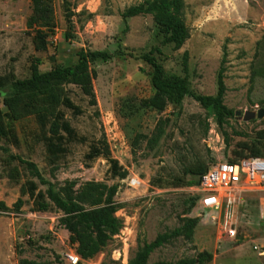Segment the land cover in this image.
I'll return each instance as SVG.
<instances>
[{
    "label": "rangeland",
    "instance_id": "rangeland-1",
    "mask_svg": "<svg viewBox=\"0 0 264 264\" xmlns=\"http://www.w3.org/2000/svg\"><path fill=\"white\" fill-rule=\"evenodd\" d=\"M142 1L49 0L52 27L46 48L38 51L28 26L30 0H0V76L9 78L0 87V121L6 132L0 129V202L6 207H0V264H68L64 255L75 251L68 231L58 223L61 212L31 210L26 183L34 181L42 191L47 184L29 162L55 186L66 180L117 185L115 216L122 226L99 252L78 264H128L144 241L181 226L186 218L197 219L190 238H170L150 253L147 264L189 260L202 251L212 255L203 264H264V218L256 199L236 203V233L230 237L198 213L196 191L188 183L195 176L186 173L189 167H209L232 157L243 142L264 158V116L243 120L233 114L218 126L214 109L191 97L156 111L148 104L154 93L152 67L142 59L153 56L166 75L184 77L191 91L203 95L216 93L223 67V103L233 113H256L264 108V0H181L179 13L164 10L122 18L125 8ZM161 18L188 27L189 37L180 47L164 42ZM82 49L113 55L90 64L96 106L76 86L63 84L82 113L74 117L70 110L59 109L88 142L104 134L111 156L127 171L122 179L111 175L101 156L85 164L88 142L69 145V153L53 169L35 116L40 106L29 92L14 90L15 81L31 77L35 58L39 73L46 74L74 65ZM160 120L164 131L149 144ZM17 199L22 201L18 208Z\"/></svg>",
    "mask_w": 264,
    "mask_h": 264
},
{
    "label": "trees",
    "instance_id": "trees-1",
    "mask_svg": "<svg viewBox=\"0 0 264 264\" xmlns=\"http://www.w3.org/2000/svg\"><path fill=\"white\" fill-rule=\"evenodd\" d=\"M30 5L31 15L28 26L34 32L32 43L35 50H44L47 44V31L52 27V11L49 0H30ZM182 6L181 0H144L125 8L121 16L126 19L144 12L159 13L164 10L179 13ZM88 16L91 15L88 14ZM158 24L161 33L164 35V42L172 43L175 48L180 47L189 37L188 27L180 21L161 18ZM117 52V54H122L121 51ZM77 56L78 60L74 65L55 68L46 74L39 73V59L35 58L31 64V77L13 83L16 93L29 92L30 99H33L40 106V108H35V116L43 130L42 138L47 160L53 169L69 153V145L88 142L87 137L80 134L65 117L64 112L59 109L62 106L70 110L74 117L82 113L81 109L67 95L62 85L73 84L87 98V103L95 107L96 99L92 86L95 71L90 64L97 59L108 61L113 55L107 51L82 49L77 53ZM142 59L152 67L151 85L154 93L148 104L154 110L162 111L169 103L179 106L184 97H191L202 107L214 109L218 126H222L227 122V118L234 114L223 103L226 91L223 67H220L217 73L216 93L203 95L191 91L184 77L166 75L153 56L145 54ZM8 81V77L0 76V87H3ZM0 129L4 130L6 134L1 121ZM163 131V121L160 120L156 125L155 133L148 138V143L156 142ZM139 136L144 137L143 135ZM100 156L108 162V171L112 176L122 179L127 175V171L111 156L104 134H101L98 139L88 142L87 151L84 153L85 164L88 166ZM260 156L261 152L256 147H250L246 142H243L240 149L234 151L233 156L228 157L227 160L235 162L244 157ZM27 166L33 170L42 183L47 184L46 190L42 191L34 181L26 183L31 210L34 212L52 210L61 212L58 223L68 231L69 240L76 245L75 252L82 259L92 258L114 234L119 232L122 224L115 216V212L119 208L114 199L117 192L116 184L108 185L105 182L94 180L77 184L76 180H66L63 185L55 186L39 175L33 163L29 162ZM207 169L208 166L206 165L189 167L186 173L194 175L195 179L188 181V183L196 184L198 177ZM21 204V199H17L14 207L18 208ZM0 207L6 209L2 202H0ZM196 224V218H186L181 226L170 232L158 234L150 242L144 241L128 264H147L148 257L154 249L172 237L185 236L190 238ZM211 258L210 253L202 251L193 259L180 260L174 263L159 261L152 264H203Z\"/></svg>",
    "mask_w": 264,
    "mask_h": 264
},
{
    "label": "built area",
    "instance_id": "built-area-1",
    "mask_svg": "<svg viewBox=\"0 0 264 264\" xmlns=\"http://www.w3.org/2000/svg\"><path fill=\"white\" fill-rule=\"evenodd\" d=\"M192 188L196 191L198 213L216 223L220 232L230 237L236 233L233 219L237 202L256 199L259 216L264 218V196L258 195L264 191L262 157H244L235 162L226 159L212 164L198 177ZM64 259L68 264L82 261L75 251L66 253Z\"/></svg>",
    "mask_w": 264,
    "mask_h": 264
},
{
    "label": "water",
    "instance_id": "water-1",
    "mask_svg": "<svg viewBox=\"0 0 264 264\" xmlns=\"http://www.w3.org/2000/svg\"><path fill=\"white\" fill-rule=\"evenodd\" d=\"M234 115L235 116H238V117H242L243 120H250L252 119L253 117H257V118H260V117H263L264 116V108H260L255 112H252V111H245V112H242L240 110H236L234 112Z\"/></svg>",
    "mask_w": 264,
    "mask_h": 264
}]
</instances>
